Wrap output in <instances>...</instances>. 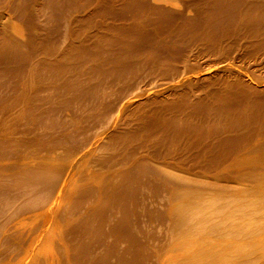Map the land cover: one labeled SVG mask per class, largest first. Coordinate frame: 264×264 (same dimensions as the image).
Instances as JSON below:
<instances>
[{"label": "bare ground", "instance_id": "6f19581e", "mask_svg": "<svg viewBox=\"0 0 264 264\" xmlns=\"http://www.w3.org/2000/svg\"><path fill=\"white\" fill-rule=\"evenodd\" d=\"M0 264H264V0H0Z\"/></svg>", "mask_w": 264, "mask_h": 264}, {"label": "rangeland", "instance_id": "374dc122", "mask_svg": "<svg viewBox=\"0 0 264 264\" xmlns=\"http://www.w3.org/2000/svg\"><path fill=\"white\" fill-rule=\"evenodd\" d=\"M18 151H22V150H19V149H17ZM25 150H27V151H25ZM17 151V152H18ZM31 151H33L34 152V154H35V150H32L31 148H28V149H25V148H23V151L22 152H24V153H21V152H19L18 154L20 155L21 154V156H29L30 154H32V153H30ZM16 152V153H17ZM26 152V153H25ZM29 153V154H28ZM34 154H32V155H30V156H33Z\"/></svg>", "mask_w": 264, "mask_h": 264}]
</instances>
